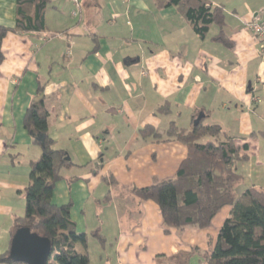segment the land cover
I'll list each match as a JSON object with an SVG mask.
<instances>
[{
    "label": "crops",
    "instance_id": "crops-1",
    "mask_svg": "<svg viewBox=\"0 0 264 264\" xmlns=\"http://www.w3.org/2000/svg\"><path fill=\"white\" fill-rule=\"evenodd\" d=\"M209 2L225 13L230 50L212 41L218 27L200 40L175 8L157 9L152 0H80L79 10L68 0H48L42 30L6 35L0 254L11 248L30 164L41 154L24 128L41 86L48 135L73 164L61 171L52 202L71 205L77 233L87 235L89 264H207L230 206L206 229L165 233L157 205L131 190L172 178L187 156L183 144L143 139L139 130L164 132L170 122L189 130L195 113L247 139L249 161L236 166L243 177L238 190H264V57L246 26L253 18L264 21L262 0ZM16 15V0H0V26L14 28ZM165 103L170 113H157Z\"/></svg>",
    "mask_w": 264,
    "mask_h": 264
},
{
    "label": "trees",
    "instance_id": "trees-1",
    "mask_svg": "<svg viewBox=\"0 0 264 264\" xmlns=\"http://www.w3.org/2000/svg\"><path fill=\"white\" fill-rule=\"evenodd\" d=\"M48 0H16V24L12 29L0 26L1 45L9 32L40 31ZM157 9L173 7L188 24L192 32L203 40L212 27L219 32L212 41L226 49L233 44L225 32V13L209 0H152ZM39 86L37 97L31 101L24 116V128L41 149L39 158L30 164L28 184L24 190L25 210L14 221L12 241L18 231L47 242L48 252L44 264H89L86 253L87 235L77 233L71 219V205L53 204L55 184L62 179L61 171L73 164L65 160L66 154L54 147L48 135V112L45 110ZM169 114L165 103L157 109ZM197 114L191 118L189 130L170 122L164 132L150 126L139 130L143 139L174 140L186 147L187 156L172 178L131 192L141 201H152L162 219L165 233L169 229H206L213 217L224 206L231 211L220 227L207 264H264V190L249 187L237 195L243 177L237 164L247 163V139L232 136L221 127L205 124L203 119L194 126ZM251 137L258 134H251ZM12 243V242H11ZM83 248L78 252L75 246ZM10 250L0 254V264H26L9 257Z\"/></svg>",
    "mask_w": 264,
    "mask_h": 264
},
{
    "label": "water",
    "instance_id": "water-1",
    "mask_svg": "<svg viewBox=\"0 0 264 264\" xmlns=\"http://www.w3.org/2000/svg\"><path fill=\"white\" fill-rule=\"evenodd\" d=\"M202 119L203 114L199 113L194 121V126L197 125ZM66 160H68L67 157ZM47 252V242L30 233H24V230H20L15 235L11 243L9 257L26 264H44L46 261Z\"/></svg>",
    "mask_w": 264,
    "mask_h": 264
},
{
    "label": "built area",
    "instance_id": "built-area-1",
    "mask_svg": "<svg viewBox=\"0 0 264 264\" xmlns=\"http://www.w3.org/2000/svg\"><path fill=\"white\" fill-rule=\"evenodd\" d=\"M77 10L80 8V0H68ZM124 4L128 5L130 0H122ZM250 33L255 36V39L259 45V53L264 57V21H259L253 18L246 24ZM68 56V54H67Z\"/></svg>",
    "mask_w": 264,
    "mask_h": 264
},
{
    "label": "rangeland",
    "instance_id": "rangeland-1",
    "mask_svg": "<svg viewBox=\"0 0 264 264\" xmlns=\"http://www.w3.org/2000/svg\"><path fill=\"white\" fill-rule=\"evenodd\" d=\"M259 6H260V7L263 9V11H264V0H262V2H260ZM68 8H69V6H68ZM238 165H239V164H238ZM247 182H249V181H248V180H245V184H246ZM238 189H239V188H237V190H236L237 195L240 194V191H239Z\"/></svg>",
    "mask_w": 264,
    "mask_h": 264
},
{
    "label": "bare ground",
    "instance_id": "bare-ground-1",
    "mask_svg": "<svg viewBox=\"0 0 264 264\" xmlns=\"http://www.w3.org/2000/svg\"><path fill=\"white\" fill-rule=\"evenodd\" d=\"M255 37V36H254Z\"/></svg>",
    "mask_w": 264,
    "mask_h": 264
}]
</instances>
